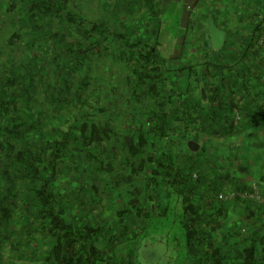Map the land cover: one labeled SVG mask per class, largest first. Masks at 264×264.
<instances>
[{
	"label": "trees",
	"instance_id": "trees-1",
	"mask_svg": "<svg viewBox=\"0 0 264 264\" xmlns=\"http://www.w3.org/2000/svg\"><path fill=\"white\" fill-rule=\"evenodd\" d=\"M73 1L0 0V260L140 264L172 231L184 264H264V175L239 165L264 124V20L184 14L167 42V0Z\"/></svg>",
	"mask_w": 264,
	"mask_h": 264
},
{
	"label": "crops",
	"instance_id": "crops-1",
	"mask_svg": "<svg viewBox=\"0 0 264 264\" xmlns=\"http://www.w3.org/2000/svg\"><path fill=\"white\" fill-rule=\"evenodd\" d=\"M171 2H167L166 4V15L162 17V21L165 24L164 33L165 38H167V42L170 40L176 39L179 41L182 39V36L179 34L183 29L180 28L184 24V14H187L185 18V23L192 24L194 26L198 25L201 20V23L204 18V13L213 9L216 14V20L218 23L222 25L233 24L234 26L246 27V35L250 34L249 31L252 30L256 25L255 20L253 18H257L258 20H264V0H170ZM240 2V4H238ZM184 10H188L189 12L184 13ZM250 12V14L243 17L242 11ZM197 11L200 13L197 15ZM178 16V17H177ZM176 17H180L179 29L175 26ZM183 18V19H182ZM174 23V24H173ZM191 29V28H190ZM170 39V40H169ZM175 39V40H176ZM171 40V41H172ZM178 49V48H177ZM171 54V53H170ZM171 55L174 56V53ZM264 70V69H263ZM264 127V124L261 127H258V130H252L258 132ZM262 161H258L259 166L263 168ZM254 163V165L256 164Z\"/></svg>",
	"mask_w": 264,
	"mask_h": 264
},
{
	"label": "rangeland",
	"instance_id": "rangeland-1",
	"mask_svg": "<svg viewBox=\"0 0 264 264\" xmlns=\"http://www.w3.org/2000/svg\"><path fill=\"white\" fill-rule=\"evenodd\" d=\"M86 2L84 1L78 2L75 0L73 1L72 7L76 11L80 9V12L87 13V15H90L91 17L92 15L95 14V7H94L95 0H90ZM167 2L169 4V2L171 1L167 0ZM128 4L129 5H127V3L125 4L127 6L125 10L123 11L124 16L128 13L129 10L132 11L137 6L139 7L143 5V4L138 5L139 3L136 0H132V3L130 2ZM166 4L167 3H165L164 5L166 6ZM238 4H240V2H238ZM79 5L83 7L80 8ZM197 13L199 14L200 12L197 11ZM254 20L255 22L257 21L255 17H254ZM163 27H165V24L163 25ZM164 38H165V35H164ZM250 138L251 139L247 141L245 145L248 148V151H247L248 156L245 160H240L239 165H241V162H242L244 166H250L253 169L252 175L253 173L264 175V127H262L259 133L254 132L253 137H250ZM233 148H234L233 149L234 154L238 155V153H240V150H238L239 148H238L237 141H236V146H234ZM259 160H262L261 165L263 164V168H261L262 170L256 171L254 170L252 166L254 163L258 162ZM239 165L237 166L239 167ZM255 166H259V163H256ZM172 229H174V227ZM174 230L176 231V226ZM171 232L163 231L164 234L162 233L163 235L159 237L154 236L153 238L149 237V238L143 239L142 240L143 243L142 245H140L139 251H138L139 263L140 264H184L185 259H184L182 250L177 245H174L171 242L170 236L166 235V234H170ZM166 239H167V242L169 243L168 245H166ZM8 262H10L9 259L6 260L4 258L0 260V264H10Z\"/></svg>",
	"mask_w": 264,
	"mask_h": 264
},
{
	"label": "water",
	"instance_id": "water-1",
	"mask_svg": "<svg viewBox=\"0 0 264 264\" xmlns=\"http://www.w3.org/2000/svg\"><path fill=\"white\" fill-rule=\"evenodd\" d=\"M207 31L212 49L219 50L225 40V32L214 24L211 16L207 18ZM199 94L202 102H206L207 97L203 85L199 86ZM186 147L189 151L196 152L199 150L200 145L196 140L189 139L186 141Z\"/></svg>",
	"mask_w": 264,
	"mask_h": 264
}]
</instances>
